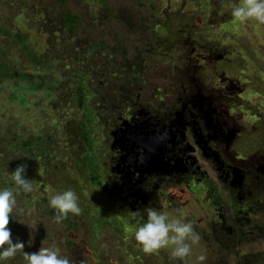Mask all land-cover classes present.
<instances>
[{"label":"flooded vegetation","instance_id":"flooded-vegetation-1","mask_svg":"<svg viewBox=\"0 0 264 264\" xmlns=\"http://www.w3.org/2000/svg\"><path fill=\"white\" fill-rule=\"evenodd\" d=\"M233 2L240 3L184 0L171 9L168 2L162 14L153 16L161 28L153 27V46L148 51L135 47L132 56L120 43L116 49L105 48L106 31L99 30L95 16L86 21L89 30L84 31L79 29L78 15L68 12L57 19L63 30L53 34L58 45L50 48L60 49L54 52L55 58L69 68L72 78L60 80L59 92L50 90L48 98L59 95L58 115L79 118L78 135L100 144L96 152L101 160L91 175L93 185L99 182L101 190L99 195L88 194L109 208L110 220L102 227L90 225L98 244L88 238L86 242L95 264H104L103 253L98 251L103 230H107L104 225L121 223L126 227L120 228L137 229L144 220L134 212L139 211L146 220L149 208L171 220L185 211L193 213L196 204L202 205L201 214L211 212L218 222L212 221L210 214L209 220L202 217L194 222L189 213L181 221L193 222L200 240L214 234L208 224L212 221L217 225L215 231L221 232L222 245L234 227L243 235L244 225L252 223L260 229L259 237L260 232L264 234V53L247 44L243 36L234 34L232 43L228 41L223 28L235 20ZM233 45L236 47L230 50ZM235 50L240 52H231ZM229 52L239 56L241 74L246 77L230 67L215 79L208 73L210 68L197 64V56L219 62ZM49 53L46 58L54 54L52 50ZM32 55L36 60L35 50ZM117 55L124 61L117 62ZM246 57L253 68L243 66ZM193 60L197 65H192ZM35 77L27 79L35 81ZM49 126L46 158L57 143ZM28 139L23 147L18 142V164L26 158L35 159L37 136L33 133ZM79 150L82 160L85 151ZM69 186L59 189L60 193L73 190L83 211L86 199L82 193L90 191V185L75 187L70 182Z\"/></svg>","mask_w":264,"mask_h":264},{"label":"rangeland","instance_id":"rangeland-1","mask_svg":"<svg viewBox=\"0 0 264 264\" xmlns=\"http://www.w3.org/2000/svg\"><path fill=\"white\" fill-rule=\"evenodd\" d=\"M193 1L199 2V0ZM204 1L208 2V0ZM168 2L172 9L178 5L177 2L184 0H0V30H11L26 37V42L18 45L16 41L0 35V189L8 188L15 196L17 203L10 217L9 228L13 242H22L25 252L31 253L41 247H52L58 250L61 256L65 254L71 256L69 260L73 264L78 261L95 264L93 254L87 249L86 242L87 235L91 234L90 225L92 222L101 223L97 227H102L103 222L107 223L110 220V215L107 214L109 208L100 205L91 198L92 195L89 197L88 194L99 195L101 190L99 182L96 187L93 185L95 178L91 175L96 168L98 169V162L101 160L96 152L100 147L99 140L92 143L87 135H84L83 140L78 135L81 130L78 126L80 119L72 115L65 119L61 118L58 115L59 95L52 100L48 98L50 90L57 89L59 92L60 80L72 78L69 68L67 69L62 61H57L55 58L54 52H59L60 49L50 48L58 45V39L53 34L63 30L57 19L64 17L68 12L74 16L78 15L81 18V22L78 23L79 29L84 31L89 30L86 21L95 16L99 30L104 33L106 31L105 48L116 49L117 43H120L123 51L132 56L135 47L148 51L153 46L156 38L154 25L157 31H161L157 23H154L156 18L153 16L162 14ZM140 3L142 5L138 6ZM150 3L157 7L151 8ZM227 26L223 31L226 32L230 43H232V35L243 36L247 44H253L255 49L258 48L264 53V24L254 20L242 24L234 20L227 23ZM63 45L64 48L68 46V44ZM235 47L236 45H233L230 50ZM34 50L36 60L32 55ZM51 50L54 54L46 58ZM247 55L248 52L245 53V56ZM121 57L117 55L116 61H124ZM225 57L226 59L219 62L216 58L208 62L197 56V64L210 68L208 73H212L215 79L220 78L223 71L230 67L234 68L237 75L246 77L241 74L242 61L239 60V56L229 52ZM193 62L192 65H197L196 61ZM38 65L41 67L38 68ZM244 65L250 68L255 66L248 57L243 60ZM50 66L53 69L46 72L45 69ZM28 76H36L35 78L40 81L39 91L34 87L35 81L29 83ZM49 80L54 81L51 83V88L47 86ZM47 118L50 121L52 137L57 142L50 155L54 156L53 162L48 163L45 154L39 151H35L34 161L26 158L25 163L19 165L26 167V178L32 180L34 191L31 193L17 191L12 179V172L16 168L12 164H17L18 142H21L23 147L31 134L35 133L37 136L41 134V130L49 141ZM62 120L65 122L61 127ZM14 140L17 142L14 143ZM80 147L85 151L82 160H80L81 150L76 151ZM29 152L30 150L26 153L28 156ZM38 153H41L40 157ZM82 179H85L84 183ZM70 182L75 187L90 185V191L84 190L82 193L83 200H86L82 205L81 214L70 213L66 220L58 224L54 221L57 213L50 208L49 200L53 195L60 193L61 189L69 188ZM201 208L202 205L196 204L193 213L185 211L180 218L174 219H186L189 213L193 221L198 222L202 217L209 220L208 214H210L213 216L212 221L218 222L217 215L211 212L201 214ZM212 221L208 224H211L210 228L214 234L201 238L199 243L193 246L192 254L184 261L170 258L171 248L161 249L151 255L145 254L135 240L137 229L120 228L126 227L121 223L104 225L107 230H103L104 235L98 251L100 254L103 253L104 264H196V258L201 254L207 257L203 264H264V237L261 238L264 234L260 232L259 237L260 229L255 228L256 225L252 223L244 225L243 235L234 227L235 231L228 232L230 238L222 245L221 232L219 229L215 231L217 225L212 224ZM93 235L94 244L97 245L96 231ZM0 264H27V262L23 258V252H20L12 260H0Z\"/></svg>","mask_w":264,"mask_h":264},{"label":"clouds","instance_id":"clouds-1","mask_svg":"<svg viewBox=\"0 0 264 264\" xmlns=\"http://www.w3.org/2000/svg\"><path fill=\"white\" fill-rule=\"evenodd\" d=\"M232 17L241 23L256 21L264 24V0H240V3L231 4ZM12 179L17 191L31 193L34 185L31 179L26 178V167L19 165L12 172ZM77 194L69 189L53 195L49 200L50 208L57 215L54 217L56 223H62L71 213L81 214ZM16 199L13 191L5 188L0 189V260L9 261L14 259L18 253L23 252V258L27 264H73L66 256H61L55 248L41 247L36 252H25L22 242H13L12 233L9 228L10 217L16 208ZM144 222L135 231V240L147 254L158 253L161 249L171 248L170 258L184 261L192 254V248L200 241L199 234L195 231L191 222H182L179 219L169 217L156 209L149 208L146 220L139 211L134 212ZM206 255H199L196 264H203ZM80 264H84L83 261Z\"/></svg>","mask_w":264,"mask_h":264},{"label":"trees","instance_id":"trees-1","mask_svg":"<svg viewBox=\"0 0 264 264\" xmlns=\"http://www.w3.org/2000/svg\"><path fill=\"white\" fill-rule=\"evenodd\" d=\"M0 31H2V32H0V35H1V37H7L8 39H10V40H12V41H16L17 43H18V45H20V44H23L24 42H26V37L25 36H22V35H20V34H17V33H14V32H12L11 30H5V31H3V30H0ZM39 67H41V65H38V68ZM43 69V68H42ZM51 69H53V67L52 66H50L49 68H47V69H45V71L46 72H48V71H50ZM43 71H44V69H43ZM0 72H1V69H0ZM34 80H31L30 79V81H29V83H31V82H33ZM35 82H36V85L34 86L35 87V89H36V91H39V89H40V85H41V83H40V81L39 80H37L36 78H35ZM54 82V81H53ZM51 88V87H50ZM16 98V97H15ZM47 120H48V126L50 125V121H49V119L47 118ZM41 130V129H40ZM47 143H48V141H47V139H46V137H45V135H44V133L42 132V130H41V134H39V135H37V143H36V145H37V152L39 151V149L40 148H43L42 149V153H44L45 154V147H46V145H47ZM40 154L41 153H38V155H39V157H40ZM46 159V161L48 162V163H50L51 164V159H50V154H49V157L48 158H45ZM12 166L13 167H17V166H19V164L17 163H13L12 164ZM94 226H96L97 227V224H93ZM132 228H136V227H132ZM88 238V240H91L92 242H93V240H94V235L93 234H88L87 235V237H86V239ZM164 250V249H163ZM193 252V251H192Z\"/></svg>","mask_w":264,"mask_h":264}]
</instances>
